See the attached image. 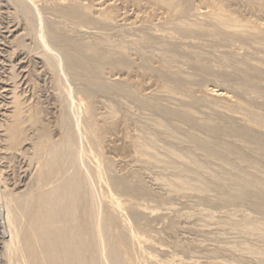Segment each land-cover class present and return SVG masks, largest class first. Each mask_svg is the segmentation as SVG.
<instances>
[{"label": "rangeland", "instance_id": "obj_1", "mask_svg": "<svg viewBox=\"0 0 264 264\" xmlns=\"http://www.w3.org/2000/svg\"><path fill=\"white\" fill-rule=\"evenodd\" d=\"M172 1L34 0L29 31L24 0H0V193L36 194L49 145L66 153L72 140L113 218L101 230L112 261L264 264V150L253 137L264 139V0ZM219 8L231 29L216 25ZM76 40L101 62L87 75ZM13 95L26 117L17 141ZM246 173L251 190L233 177Z\"/></svg>", "mask_w": 264, "mask_h": 264}, {"label": "bare ground", "instance_id": "obj_2", "mask_svg": "<svg viewBox=\"0 0 264 264\" xmlns=\"http://www.w3.org/2000/svg\"><path fill=\"white\" fill-rule=\"evenodd\" d=\"M157 1L159 3L165 5V6H171L173 3L172 0H157ZM18 2L19 1H17V3ZM24 3L25 4H24L23 9L25 10L26 16L28 18L27 24H28V26H30L29 27V31H30L34 27L33 22H32L34 19L33 18H32L33 20L31 19V15L33 16V14H34V18L37 16L35 9L33 10V8L36 7L35 6L36 4H35L34 0H24ZM74 7H76V5H74ZM77 8H75V9L77 10ZM80 8L82 9V7H80ZM70 9H73V8L71 7ZM76 10H70L67 12H68L69 16L74 17L77 14ZM78 10H80V9H78ZM60 11H61V9H59V12ZM80 11H83V10H80ZM80 11H79V13H80ZM87 13H86V15H87ZM213 13H214V11L211 10L205 14L210 15ZM68 14H66V15H68ZM225 15H227L225 13V11L222 8H219L217 16L215 17V19H216L215 23H217L216 25H218L219 28L222 27V28L228 29L231 27V25L229 26V24H227V21L224 18ZM49 19H51V18H49ZM39 23H38V25L40 26ZM233 27L236 28L237 26H232V28ZM238 27H240V26H238ZM7 28H9V27H7ZM80 28L81 27L78 26V30L77 29L76 30L79 32L84 30L83 32H85V29L81 28L82 30H80ZM8 31H10V30H8ZM87 31L89 32L90 30H87ZM238 31H237V33H238ZM242 31H243V29H242ZM102 32H103V30H102ZM25 34H28V33L26 32ZM52 36L58 37V35L56 33H52ZM39 38L40 37H38L37 40ZM69 39H71V38H69ZM67 40L68 39H66V41ZM69 42H72V40ZM69 42H67V43H69ZM70 44H72V43H70ZM72 45H74V53H75L73 56L74 66L80 73H83V75H87V74H89V72L95 71L96 70L95 68H97V67L99 68L101 66V62L96 61L94 57H92L90 54L87 53V50H86L87 47L85 46V44L81 43V41L80 42L77 41L75 44H72ZM90 49H92V48H90ZM45 56H46V53H45ZM47 56H49V55H47ZM49 59H52V58L50 57L47 60H49ZM50 61H53V60H50ZM97 84L100 87V89L103 88V86L101 85V83L99 81ZM15 95H17V94H15ZM68 100L69 99H67V101ZM14 101L16 103L15 104L16 109H15V114H14L15 115L14 116V122L10 126V130H11V137L10 138L13 141H17L19 139L18 138L19 135H26V132H25L24 128L22 127V124H24L23 121H24V119L26 120V117L24 116V112H23L24 109H23L22 104L20 102H18L16 97L14 98ZM143 101L148 103V104L156 105L155 102L147 100V99L143 100ZM164 113L165 114H168V113L175 114L174 111L167 110V109H165ZM36 115H37V113H36ZM30 120H32V116L30 117ZM35 124H37V123H35ZM65 124H68V121H65ZM71 125H72V123H71ZM73 126H74V124H73ZM210 127L214 133H215V131L219 132L220 130H223V129H224V131H226L228 133L232 132V130L229 129L230 127L229 128H224V127L222 128L220 125H217V124H211ZM255 130H257V129H255ZM258 133L253 135V137L255 139L254 141L256 142L257 149H260L263 151L264 150V139L261 136H259ZM19 141H18V143H19ZM216 145L222 146L223 148H228L226 146V144H221V143L211 144V143L205 142V147L211 151L214 149V147ZM68 146L71 149L70 152L68 151L66 153H63V151H60L59 149L55 148L54 145H49L46 161L42 164V167L40 168V183L38 184V188H37L38 192L36 194L34 192L30 191L29 189H27L25 191L23 190V192H20V193L17 192L18 193L17 195H16V193L15 194L6 193L4 195L2 192H1L2 194L0 193V202H2L1 200H3V203H4L3 205L5 206V208H4L5 216L4 217H5V221L7 223L6 225L9 228V237H10L9 239L10 240L8 239L7 242L5 241L7 244L5 247L6 249L4 250V251H6V252H4V254L6 253V257L8 259V260L7 259L6 260L8 261V264H129L127 261L118 260V258L115 255H114L115 260L112 261L111 252L109 250L105 249L104 237L101 234V230L104 226H106L105 222L111 221V220H113V218H112V216H110V213H109V215H105L102 212V202H103L102 198L98 197L99 195L97 196V194L94 190V180H95L94 172L92 171V172H89L88 174H85L83 172V167L85 166V163H84L85 161H83L81 155L79 154L80 152L77 151V148L75 147L72 140H69ZM18 151L21 152L20 150H18ZM15 155H17V154H14V156ZM167 165H168V163H167ZM168 169H167V171H168ZM172 170H173V167H172ZM252 175L253 174H251V173H246L245 175L242 174V176L236 175L233 177H235V180L239 183L240 187L245 189L248 186H250V184H252V182L255 181V178H254L255 174L253 175L254 177ZM0 177H2V176L0 175ZM176 180H177V178H176ZM180 180H177V181H180ZM170 182H172V181H170ZM257 182H259V181L257 180ZM259 185L264 186L263 181H261V183L259 182ZM206 186L207 185L205 183H203L202 187L206 188ZM252 186L256 187L254 185H252ZM247 189H250V188H247ZM8 190H10V189H8ZM4 191H5V189H4ZM14 192H16V190ZM260 193L258 192L257 195H259ZM112 196H114V195H112ZM239 196H237V197H239ZM115 199L113 198L111 201L112 207L115 210H119V204L116 201L117 199L116 200ZM109 200H111V199H109ZM120 209H122V208H120ZM1 210H2V208H1ZM117 212H120V211H117ZM113 216L116 217L115 215H113ZM126 223L128 225L127 221H126ZM126 223H125V221L123 222V224H126ZM245 225H244V227H247ZM240 227H243V226H240ZM128 228L129 227H127L126 229H128ZM129 232H131V231H129ZM5 233H6V231L4 232V234ZM131 234H133V233H131ZM133 236L134 235H132V237ZM130 239H132V241H133V238L130 237ZM129 250H130V247H129ZM254 251L256 252V250H253V252ZM261 251H263V250H261ZM131 252H132V250H131ZM127 257H129V256H127ZM101 258L105 259V261L102 263L99 261V259H101ZM128 260H130V258H128Z\"/></svg>", "mask_w": 264, "mask_h": 264}]
</instances>
